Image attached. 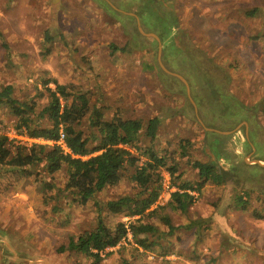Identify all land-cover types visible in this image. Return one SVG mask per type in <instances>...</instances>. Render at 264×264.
Segmentation results:
<instances>
[{"label": "rangeland", "instance_id": "obj_1", "mask_svg": "<svg viewBox=\"0 0 264 264\" xmlns=\"http://www.w3.org/2000/svg\"><path fill=\"white\" fill-rule=\"evenodd\" d=\"M48 80L86 93L107 119L160 117L156 147L183 179L199 180L197 160L229 179L206 184L185 214L162 209L174 233L147 216L164 234L155 250L129 235L100 264H264V0H0V85L44 106ZM0 121L11 139L40 141L17 135L2 105ZM129 174L80 204L66 167L50 174L41 163L26 176L0 167V264H93L62 247L100 216L111 226L130 219L105 208L141 192ZM242 191L251 192L247 210L236 208Z\"/></svg>", "mask_w": 264, "mask_h": 264}, {"label": "trees", "instance_id": "obj_2", "mask_svg": "<svg viewBox=\"0 0 264 264\" xmlns=\"http://www.w3.org/2000/svg\"><path fill=\"white\" fill-rule=\"evenodd\" d=\"M253 13L254 10L249 14ZM113 47L115 51L117 47ZM120 49L127 51L126 47ZM49 83H54L55 88L47 86L44 106L35 99L22 101L15 97L12 84L0 85V105L7 107L17 118L14 125L17 135L40 140L22 143L18 138L11 139L8 134L0 133V167L24 176L30 175V169L41 163L50 174L66 167V189L80 204H88L98 193L119 184L125 171L130 172L129 179L141 188L137 196L125 195L105 204L109 214L129 217L128 221L111 226L100 216L94 228L72 237L62 251L82 253L92 259L93 264H100L111 253L107 251L120 245L129 235L139 247L153 251L155 246L161 245L164 234L158 226L145 221L147 216H160L169 226L170 233H174L177 228L169 216L161 215L162 209L170 207L185 214L196 203L206 184L222 186L229 182L214 161L200 160L193 162L199 180L183 179L184 173L179 172L175 159L161 155L156 147L160 117H152L147 123L119 114L107 119L101 108L91 104L86 93L70 92L57 80H48L46 85ZM86 121L89 131L82 128ZM145 138L150 141L147 145L143 143ZM164 169L169 171L172 185L177 190L170 193L166 206L154 207L164 190L161 175ZM250 195V191L235 194L236 208L247 210ZM155 236L157 239H153Z\"/></svg>", "mask_w": 264, "mask_h": 264}, {"label": "built area", "instance_id": "obj_3", "mask_svg": "<svg viewBox=\"0 0 264 264\" xmlns=\"http://www.w3.org/2000/svg\"><path fill=\"white\" fill-rule=\"evenodd\" d=\"M63 138H64V134L62 135V139ZM163 187H164L163 192H170V191L173 192V191L177 190V188L175 186H173L172 183H171V175H170V173L165 175V178L163 179Z\"/></svg>", "mask_w": 264, "mask_h": 264}, {"label": "water", "instance_id": "obj_4", "mask_svg": "<svg viewBox=\"0 0 264 264\" xmlns=\"http://www.w3.org/2000/svg\"><path fill=\"white\" fill-rule=\"evenodd\" d=\"M54 5L58 4L60 0H51Z\"/></svg>", "mask_w": 264, "mask_h": 264}, {"label": "crops", "instance_id": "obj_5", "mask_svg": "<svg viewBox=\"0 0 264 264\" xmlns=\"http://www.w3.org/2000/svg\"><path fill=\"white\" fill-rule=\"evenodd\" d=\"M61 1V0H60ZM52 2V1H51Z\"/></svg>", "mask_w": 264, "mask_h": 264}]
</instances>
